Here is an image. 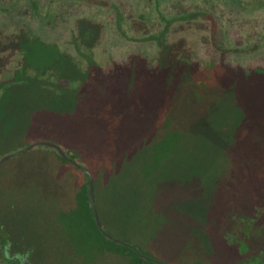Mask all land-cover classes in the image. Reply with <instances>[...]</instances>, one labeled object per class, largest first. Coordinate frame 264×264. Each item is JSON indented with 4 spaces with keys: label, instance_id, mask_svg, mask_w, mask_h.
I'll list each match as a JSON object with an SVG mask.
<instances>
[{
    "label": "rangeland",
    "instance_id": "rangeland-1",
    "mask_svg": "<svg viewBox=\"0 0 264 264\" xmlns=\"http://www.w3.org/2000/svg\"><path fill=\"white\" fill-rule=\"evenodd\" d=\"M153 4L141 8L154 10L158 23L135 24L144 37L159 30L145 38L147 48L157 47L152 69L142 60L151 55L135 53L128 37L126 50L109 47L120 62L111 66L107 58L106 43L118 38L108 12L117 7L126 24L138 8L133 0H0V29L6 30H0V157L38 141H56L78 153L75 161L86 168L102 157L105 168L138 171L151 158L158 173L147 193L161 189L152 195L163 204V216L151 222L150 242L130 234L100 207L105 232L160 264H250L255 247L264 248V0L165 3L161 10L173 20L167 26ZM102 10L107 13L100 16ZM92 15L101 29L97 45L93 52L87 47L78 52L70 46L73 39L66 43L68 27L73 32L83 16ZM84 34L77 38L84 42ZM94 59L104 74L92 68ZM80 78L87 82L78 92L63 90ZM34 157L30 153L23 160ZM13 192L0 199V228L14 243L6 250L8 264H138L123 248L107 257L98 238L87 244L72 233L49 234L47 194ZM115 199L121 222L138 212L126 196ZM44 225L46 232L38 231ZM145 226L140 222L136 231ZM224 228H234L233 246L225 252ZM240 246L248 250L235 260ZM189 249L194 252L185 255ZM261 257L252 264H264V253Z\"/></svg>",
    "mask_w": 264,
    "mask_h": 264
},
{
    "label": "trees",
    "instance_id": "trees-1",
    "mask_svg": "<svg viewBox=\"0 0 264 264\" xmlns=\"http://www.w3.org/2000/svg\"><path fill=\"white\" fill-rule=\"evenodd\" d=\"M133 1L137 4L138 8L135 12H132L134 14H129L128 17L126 16L128 18L127 20H125L127 21L126 24H124L122 21L123 17L121 18V14L123 13L119 12L117 7H114V10L112 9V11L109 10L110 12L108 13L111 14L112 17V27H114L112 30L115 34L118 35V38H113L112 41H108V43H106V46L108 48L110 46L116 47L118 50L124 51L126 50V48L124 49V46H126L125 42L126 38L128 37L129 40L135 41L134 46H136V48H132L135 53L141 52L143 54L147 53V55H151L142 57V60L145 59L148 63H150L149 66L153 69L157 65L156 56L158 52L156 43L151 44L147 48V40L145 38L150 39L154 37L158 34L159 30L153 32V34H150L151 36L149 37H144L139 34L137 30L138 28L135 27V24L158 23L159 19H157L158 21L156 23L155 21H153L152 18V13L154 10L151 11L149 8H145L144 10H142L141 8L147 5L150 7L149 4L152 5L154 1L153 3L152 0ZM180 1L181 0H155L153 6H157L156 8H158V10L156 11L159 12L160 17H162V15L165 16L164 20L162 21L163 25L165 24L164 26L169 25L167 23H170L169 20H171V16L167 15V13H164L161 10L162 5H164L165 3H171V5L174 6L180 3ZM100 6L105 8V4H99L98 7ZM115 9L117 10L115 11ZM100 12V16H103L104 12L107 13V11L104 10ZM95 18V15L89 17L83 16L82 19L79 20L80 23L78 22L79 24H76V27L72 29L73 32H71L70 28L68 27L69 38H67L66 43L68 40L71 41L73 39V43L70 44L73 49H77L78 52H82V49L85 48L86 50L87 47L92 51V49L97 45L96 41L101 30L98 25L99 23H96ZM58 21L61 22L60 20ZM84 22L89 24H84ZM63 25L65 27L68 26V24ZM88 28L92 30L91 33H88ZM0 30L2 32L6 31L3 27ZM84 32L85 34H88H84L86 38L83 42L82 40L80 41V38L78 39L77 36H79V34L83 35ZM124 32H126V34ZM162 46L163 49L164 47H166L165 44ZM194 47L196 51L199 50V47H197V45H194ZM111 50L109 48L110 52H108L109 56H107V58L112 59L110 60V64L112 66V64L119 63L120 61H116L114 59V57L111 55ZM151 50H154V54L150 53ZM129 55L130 53L126 52L125 58L122 57L121 59V63H123L124 60L129 57ZM92 56L91 58H93ZM76 60L81 64V66L85 62L84 58L81 55H79V57L77 56ZM93 61H95V59ZM231 64L232 63H228V66H232V68L235 69L238 68L234 63L232 65ZM93 67L100 69V62L95 61V64L92 66V68ZM105 72L106 71L101 70L102 74H104ZM98 76L101 77L102 75L99 74ZM98 79L101 80L102 78ZM178 79H182L183 83H186V79H184L183 77H179ZM83 82H87V80H84L83 78H80L78 81L72 80L70 82H67L66 86L63 85V90L68 94L75 91L78 92V88L82 86L81 84ZM184 87L185 85L182 86L181 89H184ZM65 135L66 137L69 136L68 132ZM68 139H71V136L68 137ZM106 140H109V138L106 137ZM53 142L60 145L64 150L65 154L75 161L73 157V153L75 152L67 151V149H65L58 142ZM40 147H45L46 149H39ZM30 153H35L36 157L28 161H24L23 158H25L27 155H30ZM97 158V165H93L92 168H86L82 165L81 166L92 174L94 180V201L101 223L103 224V220L101 219V214L99 211L100 207L103 212L105 211L110 214L112 221L115 220L117 223L119 222L118 224L120 225V227L126 229L128 232H130V234L133 233V236L139 234L143 241L149 243L150 240L147 238L146 235L147 233L151 234L148 229L150 227L151 222H153L154 218H157L161 215L163 216V204L152 195L153 190L157 189V186L155 188H151L152 191L150 193H147V189H149V182L152 181L158 173V171L156 170L157 168H155L154 165H152V162L150 161L151 158L145 161L148 162V167H142V169H138V171L130 169L122 170V168L120 167L105 168L103 166L102 157ZM14 188H16L17 193H22V196L34 194L33 191H38V196L43 191L47 194L45 199L46 201L50 202L49 216H51V220L48 225L49 234H53V236L55 237H70V234L72 233L71 236L75 234L80 241H83L87 244H89V242H92L93 244V241L98 238L99 241L102 240L101 245L106 247V253H108L107 257L109 255L117 254L115 249L123 248L122 252L125 255L131 254L133 256V260H135L138 264H143L144 261L151 264H160L154 260L146 259L144 257L142 258L131 247L121 243H117L114 240L104 236L99 231L94 219L93 210L89 205V180L87 174L84 173L80 168H78L74 164L64 159L55 148L41 144L38 146V149L28 151L18 157H13L10 160L0 164V199L5 197L6 195L8 196L9 193L13 194ZM158 190L161 191L160 188H158L157 191ZM119 194L124 195L129 200H131L133 206H138V212L133 215L129 214L128 221H126L125 223L120 221L122 210L121 206L118 205V199H115ZM254 212H256V210H254ZM140 222H146L145 229L136 231V227L140 224ZM244 222L245 226L247 221L244 220ZM159 223H165V219H161ZM236 228L242 230L244 227L243 225H239L238 227L236 225ZM46 229L47 228L44 225L38 231H41L43 233V231L46 232ZM233 229L234 228H224L222 230V235H220V237L223 240V246H221V248L223 247V252L230 250L233 246L232 241L229 237L230 231ZM251 234L255 235L256 233L252 232ZM152 235H155V233H153ZM154 237L156 238L157 235ZM128 243L132 244L130 242ZM48 244L49 242L45 240L43 246L46 245L47 247ZM12 245H14V243L9 239V236L7 234H4L2 232V229L0 228V264H7L11 259L10 254H7L8 252H6V250H10V248H12ZM132 245L134 247H137L134 244ZM258 246L259 245H257V247ZM240 247L234 249L233 256L235 260H239L240 258L244 257L248 250L247 246L242 247L243 251ZM257 247H255V249L252 251L254 253L253 259L255 260L252 259L250 264L257 263L260 258H263L261 256H263L264 248ZM185 252V255H187L189 253L194 252V249L185 250ZM249 254H251V252ZM239 262L241 264L245 263V261L240 260Z\"/></svg>",
    "mask_w": 264,
    "mask_h": 264
},
{
    "label": "water",
    "instance_id": "water-1",
    "mask_svg": "<svg viewBox=\"0 0 264 264\" xmlns=\"http://www.w3.org/2000/svg\"><path fill=\"white\" fill-rule=\"evenodd\" d=\"M47 145V146H50V147H53L55 148L59 153L60 155L66 159L67 161H69L70 163L74 164L75 166H77L78 168H80L84 173L87 174L88 176V180H89V188H88V198H89V205L91 206L92 210H93V215H94V219H95V222H96V225L99 229V231L106 237L114 240L115 242L117 243H121V244H124L126 246H129L131 247L134 251H136L141 257H144L143 255H141L137 248L134 247L133 245L123 241V240H120V239H116L114 237H112L111 235L107 234L102 226V223L100 221V218L98 216V213H97V209H96V206H95V201H94V180H93V177H92V174L86 170L84 167H82L80 164H78L77 162H75L73 159H71L70 157H68L64 150L62 149V147L56 143H53V142H50V141H38L36 143H33V144H29L27 145L26 147L18 150V151H15V152H10V153H7L6 155L0 157V164L10 160L11 158L13 157H17L23 153H26L30 150H33V149H36L39 145Z\"/></svg>",
    "mask_w": 264,
    "mask_h": 264
},
{
    "label": "crops",
    "instance_id": "crops-1",
    "mask_svg": "<svg viewBox=\"0 0 264 264\" xmlns=\"http://www.w3.org/2000/svg\"><path fill=\"white\" fill-rule=\"evenodd\" d=\"M37 149V148H36ZM33 150H35V149H33ZM31 151V150H30ZM8 264V263H7Z\"/></svg>",
    "mask_w": 264,
    "mask_h": 264
}]
</instances>
